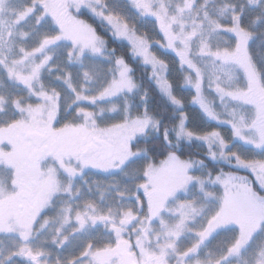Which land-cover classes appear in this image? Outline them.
Instances as JSON below:
<instances>
[{"label": "snow or ice", "instance_id": "snow-or-ice-1", "mask_svg": "<svg viewBox=\"0 0 264 264\" xmlns=\"http://www.w3.org/2000/svg\"><path fill=\"white\" fill-rule=\"evenodd\" d=\"M0 264H264V0H0Z\"/></svg>", "mask_w": 264, "mask_h": 264}]
</instances>
